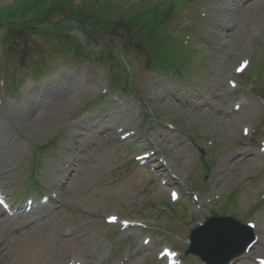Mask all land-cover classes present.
I'll use <instances>...</instances> for the list:
<instances>
[{
	"label": "rangeland",
	"instance_id": "1",
	"mask_svg": "<svg viewBox=\"0 0 264 264\" xmlns=\"http://www.w3.org/2000/svg\"><path fill=\"white\" fill-rule=\"evenodd\" d=\"M102 1L107 5L132 0ZM244 1L197 0L181 9L171 22L176 27L173 36H185L187 47L202 53L201 59L193 57L190 71L149 72L142 57L120 54L116 41L112 53H107L123 62L132 80L128 91L118 82L113 86L105 62L77 61L73 49L53 55L36 77L31 68L38 63L27 43L18 47L23 56L18 51L6 55L1 32L6 33L10 21L5 18L9 13L21 15L24 9L29 17L43 16L50 6L57 17L61 2L74 12L75 5L69 0H0V8L7 6L0 12L2 190L18 208L29 199L41 201L56 193L63 197L62 202L50 200L28 215L22 213L19 219L0 214V264H169L158 257L166 248L179 254L183 264H203L184 252L189 231L207 215L220 214L227 204L233 216L254 223L256 236L264 237V69L256 66L264 64V0L248 5ZM224 19L235 22L228 35L219 30ZM86 21L99 22L105 29L113 24L99 15ZM161 25L169 31L165 22ZM100 31L106 35L91 45L95 53L109 43L110 36ZM71 34L87 40L85 28L75 23ZM42 35L44 46H60L52 35L33 36ZM220 36L230 43L217 45ZM30 40L36 43L35 38ZM109 61L119 66L116 60ZM14 79L16 88L10 90ZM198 92L213 96L208 103L214 110L190 105ZM237 102L244 103L237 118L214 112L231 103L238 107ZM245 128L249 135L243 134ZM127 133L130 137L124 138ZM46 145L52 146L40 152L39 147ZM243 148L257 156L248 154L233 163L231 158ZM147 150L152 164L137 163L134 157ZM157 158L168 173L161 171ZM198 158H212V164L200 170L203 178L193 171ZM169 175L177 179L171 181ZM190 178L194 184L203 179L191 194L186 186L193 184ZM175 190L182 199L174 200ZM179 212L190 219L183 221ZM113 215L118 222L108 221ZM124 222L139 226L127 227ZM28 225L21 237L16 231ZM262 244L256 243L232 263L264 260V239ZM141 248H146L143 253Z\"/></svg>",
	"mask_w": 264,
	"mask_h": 264
},
{
	"label": "bare ground",
	"instance_id": "2",
	"mask_svg": "<svg viewBox=\"0 0 264 264\" xmlns=\"http://www.w3.org/2000/svg\"><path fill=\"white\" fill-rule=\"evenodd\" d=\"M256 0H246L245 1V5H248V4H252V3H254ZM209 17V21L212 23V21H211V19H210V15L208 16ZM234 25H235V22H234V20L233 19H229V20H225L224 19V21H223V23H221V28L219 29L220 30V33H227V35L228 34H230L232 31H233V28H234ZM233 34L234 33H232L231 34V37H233ZM215 43L217 44V45H220V46H222V47H224V45H228L229 43H230V41H226L225 40V38H224V36H220V37H218L217 38V40L215 41ZM212 99H213V96H210L209 98H205L201 93H197V94H195V96L193 97V100H191L189 103H190V105L191 106H194V105H196L197 104V106H202V109H201V111H205V110H208V108L211 106L212 107V110H214L215 109V107L214 106H212V104H210V103H208L209 101H212ZM206 101V103L205 104H203L204 102ZM238 103V107H242L243 106V104L244 103H242V102H237ZM207 106V107H206ZM228 107H230V108H232V107H234V106H232V104H230ZM233 109V108H232ZM231 109V110H232ZM232 112V114H235L236 113V109H234V111H231ZM248 154H254V153H252L251 151H250V149L249 148H243V149H241V150H238V152H237V154L235 155V156H233L231 159H232V162L234 163V162H237V163H240L241 161H242V159H245L246 157H247V155ZM254 155H256V154H254ZM257 156V155H256ZM225 167V165L223 166V168ZM223 168H222V170H223ZM0 186L2 185V182L4 181V178H5V176H4V174H3V170H2V167L0 168ZM221 170V171H222ZM166 172V171H165ZM3 194V193H2ZM53 202L55 201V203L56 202H62L63 201V197H62V194H59V193H56L53 197H51L50 198ZM36 206L33 204V203H31V204H29V210L30 209H33V208H35ZM137 226V224H130L129 225V227H136ZM26 230H29V225L25 228V229H19V230H17L16 232H18L19 233V235L22 237H24L25 235H26V233H27V231ZM69 232H71V231H69ZM71 234V233H70ZM224 235H227V237H225V238H228V240H230V241H233V242H235V241H237L238 240V238H239V236H240V234H239V236H237V234L235 235V230L234 229H232L231 231H228L227 233H222V236H224ZM235 236H237V237H235ZM263 239H264V237H261V236H256V239H255V241L257 242V243H260L261 244V246H263V244H262V242H263ZM146 249V248H145ZM145 249H143V248H141V251H142V253L145 251ZM211 249V248H210ZM166 254L169 256V258L172 260V262H176L177 261V256H175L174 254H172L170 251H166ZM257 259V258H256ZM256 259H254V261L256 262ZM252 261H253V259H250V260H248L247 262H245V263H243V264H251L252 263Z\"/></svg>",
	"mask_w": 264,
	"mask_h": 264
},
{
	"label": "trees",
	"instance_id": "3",
	"mask_svg": "<svg viewBox=\"0 0 264 264\" xmlns=\"http://www.w3.org/2000/svg\"><path fill=\"white\" fill-rule=\"evenodd\" d=\"M138 16L137 15H130V17L128 18V20H137ZM144 21H142L143 23ZM141 23V24H142ZM128 27L125 26L126 28V31L125 32V38L126 40L124 41L125 43V46L127 48V46H129L130 44H134V41L138 38L137 36L139 35H134V34H131V24H127ZM140 26V23L137 25V27ZM138 30V29H137ZM15 33V32H13ZM15 34H17L18 36H22L24 34V29L22 30H18ZM159 36L157 34H154L153 36H150L149 38H146L143 43L145 45L148 46V53H149V62H154V64L156 66H161L160 63H161V60H159L158 56H156L159 52L157 51V47L159 45ZM155 53V56L156 58H153V56L151 55V53ZM168 64H172L171 62H169Z\"/></svg>",
	"mask_w": 264,
	"mask_h": 264
},
{
	"label": "water",
	"instance_id": "4",
	"mask_svg": "<svg viewBox=\"0 0 264 264\" xmlns=\"http://www.w3.org/2000/svg\"><path fill=\"white\" fill-rule=\"evenodd\" d=\"M216 221H217V218L216 217H212V218H209L208 219V222L204 225V227H207V228H210V236H211V239H210V244H213V227L215 226L216 224ZM228 225L230 227H235V226H240V224L235 220V219H228L227 221ZM206 235H209L207 234V232L205 231ZM210 236H208L207 238H210ZM225 243V241H220L219 244H217V248L222 250V246L223 244ZM216 248V249H217ZM211 254H205L203 251L199 252V254L204 258V259H207L209 262L210 260L212 259V252H210Z\"/></svg>",
	"mask_w": 264,
	"mask_h": 264
},
{
	"label": "snow or ice",
	"instance_id": "5",
	"mask_svg": "<svg viewBox=\"0 0 264 264\" xmlns=\"http://www.w3.org/2000/svg\"><path fill=\"white\" fill-rule=\"evenodd\" d=\"M244 64L246 65V64H247V61H245ZM245 131H247V130H245ZM175 195H176V194L173 193V198H175Z\"/></svg>",
	"mask_w": 264,
	"mask_h": 264
}]
</instances>
